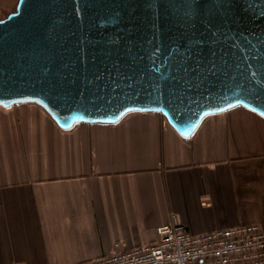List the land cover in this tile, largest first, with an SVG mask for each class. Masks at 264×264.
<instances>
[{
  "label": "crops",
  "instance_id": "1",
  "mask_svg": "<svg viewBox=\"0 0 264 264\" xmlns=\"http://www.w3.org/2000/svg\"><path fill=\"white\" fill-rule=\"evenodd\" d=\"M172 222L264 228V116L236 106L183 135L155 111L63 128L0 106V264H77Z\"/></svg>",
  "mask_w": 264,
  "mask_h": 264
},
{
  "label": "water",
  "instance_id": "2",
  "mask_svg": "<svg viewBox=\"0 0 264 264\" xmlns=\"http://www.w3.org/2000/svg\"><path fill=\"white\" fill-rule=\"evenodd\" d=\"M35 103L63 128L163 114L264 116V0H18L0 19V106Z\"/></svg>",
  "mask_w": 264,
  "mask_h": 264
},
{
  "label": "built area",
  "instance_id": "3",
  "mask_svg": "<svg viewBox=\"0 0 264 264\" xmlns=\"http://www.w3.org/2000/svg\"><path fill=\"white\" fill-rule=\"evenodd\" d=\"M155 241L77 264H264V228L257 223L193 234L178 222L156 227Z\"/></svg>",
  "mask_w": 264,
  "mask_h": 264
},
{
  "label": "rangeland",
  "instance_id": "4",
  "mask_svg": "<svg viewBox=\"0 0 264 264\" xmlns=\"http://www.w3.org/2000/svg\"><path fill=\"white\" fill-rule=\"evenodd\" d=\"M13 2V0H0V18H5L7 17L8 13L14 11V5L10 6L9 5Z\"/></svg>",
  "mask_w": 264,
  "mask_h": 264
},
{
  "label": "bare ground",
  "instance_id": "5",
  "mask_svg": "<svg viewBox=\"0 0 264 264\" xmlns=\"http://www.w3.org/2000/svg\"><path fill=\"white\" fill-rule=\"evenodd\" d=\"M17 2H18V0H13V2L9 5V8H10V6H13L14 5V11L16 10V6H17ZM9 14V13H8ZM0 19H2V18H0ZM2 107V106H1ZM4 108V107H3Z\"/></svg>",
  "mask_w": 264,
  "mask_h": 264
}]
</instances>
